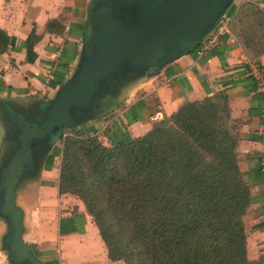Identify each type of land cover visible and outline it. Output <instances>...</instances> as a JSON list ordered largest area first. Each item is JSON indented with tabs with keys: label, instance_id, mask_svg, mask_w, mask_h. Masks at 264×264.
<instances>
[{
	"label": "crops",
	"instance_id": "0c3cea01",
	"mask_svg": "<svg viewBox=\"0 0 264 264\" xmlns=\"http://www.w3.org/2000/svg\"><path fill=\"white\" fill-rule=\"evenodd\" d=\"M121 1L0 0V30L9 38L8 49L0 54V102L20 117L43 119L59 90L93 54L101 31V6L111 4L124 11ZM235 1L194 47L170 52L155 68H141L140 73L127 64L125 71L130 75L126 73L123 82L113 79L109 92L94 97L83 128L103 130L119 123L131 137H141L154 124L149 117L156 111L168 118L185 102L224 91L237 125L239 170L252 198L243 217L247 258L249 264H264V118L255 109L254 91L246 86L247 76L264 77V71L256 67L264 66V54L248 58L228 28L215 47L202 51L219 25L232 19L226 16L231 7L238 10L252 1L264 11V0ZM31 33L37 38L36 56L28 63L24 43ZM61 73H66L63 83L49 87L51 81H59ZM101 138L104 145L109 144ZM60 159V149L48 151L35 176L32 170L19 177L16 211H10L0 197V264H123L108 258L82 202L59 193Z\"/></svg>",
	"mask_w": 264,
	"mask_h": 264
},
{
	"label": "trees",
	"instance_id": "16d2710c",
	"mask_svg": "<svg viewBox=\"0 0 264 264\" xmlns=\"http://www.w3.org/2000/svg\"><path fill=\"white\" fill-rule=\"evenodd\" d=\"M226 16L246 56L264 54V11L258 3L233 6ZM36 39L31 33L24 43L28 63L35 60ZM8 46L0 30V54ZM65 74L49 87L61 85ZM246 86L264 118L257 78L247 76ZM62 132L59 193L82 202L111 261L249 264L243 217L252 198L239 170L237 125L224 91L183 103L141 137H131L119 123L103 130L68 126Z\"/></svg>",
	"mask_w": 264,
	"mask_h": 264
},
{
	"label": "water",
	"instance_id": "95a60500",
	"mask_svg": "<svg viewBox=\"0 0 264 264\" xmlns=\"http://www.w3.org/2000/svg\"><path fill=\"white\" fill-rule=\"evenodd\" d=\"M123 1L142 6L144 15L135 21L122 23V29L111 22L108 12L100 9L102 27L94 41L93 54L81 65L72 80L59 90L38 126H27L20 116L0 102V108L17 123L21 132L22 152L16 158L10 177V192L5 201L10 211H16L13 207V189L22 162L30 154L28 144L31 140L45 136L55 127L73 126V108H90L99 93L98 80L119 72L124 63H130L135 68L152 69L170 52L194 47L206 28L216 22L217 15L219 17L231 2L221 0L214 7L213 0ZM187 30L190 32L185 36Z\"/></svg>",
	"mask_w": 264,
	"mask_h": 264
},
{
	"label": "rangeland",
	"instance_id": "374dc122",
	"mask_svg": "<svg viewBox=\"0 0 264 264\" xmlns=\"http://www.w3.org/2000/svg\"><path fill=\"white\" fill-rule=\"evenodd\" d=\"M221 0H213V5L214 7L216 6L217 3H219ZM241 0H236L235 3H239ZM121 5L125 6L124 11H120L118 7H114V5L111 4H106L105 6H101V10L103 9L104 11L108 12V16L116 26L119 28H122V23L128 22L131 20H137L141 18L144 13H143V7L138 6V5H132L129 4L125 1L120 2ZM213 7V8H214ZM100 14V13H99ZM216 16L217 14H213ZM99 18V26H101V19L100 15H98ZM220 18V16L216 17ZM221 22V21H220ZM210 27H207L206 30L204 31L203 35L206 33V31ZM123 29V28H122ZM190 30H187L184 35L186 36V33H189ZM99 33V32H98ZM130 64V63H129ZM131 66V64H130ZM133 66V65H132ZM121 70L117 73L110 74V76H106L105 78H102L98 80L97 82V88L99 93H105L110 91V84L114 83V80L118 78L121 82L124 80V76L127 73L125 71L126 69V63H124L121 66ZM135 67V66H134ZM141 68L135 69V72L140 73ZM133 73V72H131ZM130 75L129 73H127ZM114 79V80H113ZM95 88V87H94ZM95 89H93L94 91ZM93 93V92H92ZM74 112L76 113L74 116H72V120L74 125L77 128H80L83 130V125L87 121V118L90 114V108L86 106L84 107H75ZM0 113L4 115V118L0 119V131H1V140H0V197L2 200L5 202L7 201L9 192H10V177L13 172V167L16 161V158L21 155V132L20 129L17 125V123L13 120H11L7 114L0 109ZM101 114V113H100ZM1 116V115H0ZM24 122L26 123L27 126H38L43 119H30L27 118L25 115L21 117ZM92 120V116L90 117ZM89 118V120H90ZM92 122V121H91ZM90 122V123H91ZM88 123V125H91ZM62 128L61 127H55L49 131L48 134L42 137H36L35 139L31 140L28 144L30 154L29 156L22 162L21 166V172L20 174L16 177L17 181L19 177L21 179L26 173H31L33 176L36 175V173L39 170V162L43 158L44 154L48 151H54L56 152L57 149H61V141H60V135L62 134ZM64 134H67L65 131ZM100 141L102 142V138H100ZM56 147V148H55ZM39 164V165H38ZM15 187L16 184L14 185L13 193H14V198H15ZM13 198V201H14ZM14 208L18 207L17 203H14L13 205Z\"/></svg>",
	"mask_w": 264,
	"mask_h": 264
},
{
	"label": "built area",
	"instance_id": "2783aa9c",
	"mask_svg": "<svg viewBox=\"0 0 264 264\" xmlns=\"http://www.w3.org/2000/svg\"><path fill=\"white\" fill-rule=\"evenodd\" d=\"M227 25H228L227 20L219 25L215 33L212 36H210L202 45V51H206L210 48H213L219 43L221 37H223V35L227 33ZM256 78L258 80L259 89L264 91V77L262 75L257 74ZM164 118H165L164 113L161 110H158L149 117V120L152 123H158L162 121Z\"/></svg>",
	"mask_w": 264,
	"mask_h": 264
}]
</instances>
